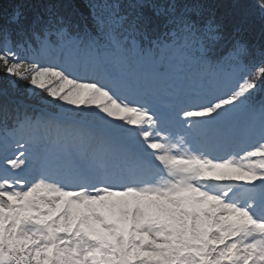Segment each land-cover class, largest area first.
<instances>
[{
    "label": "snow or ice",
    "instance_id": "obj_1",
    "mask_svg": "<svg viewBox=\"0 0 264 264\" xmlns=\"http://www.w3.org/2000/svg\"><path fill=\"white\" fill-rule=\"evenodd\" d=\"M34 7L0 22V264H264V0Z\"/></svg>",
    "mask_w": 264,
    "mask_h": 264
},
{
    "label": "trees",
    "instance_id": "obj_2",
    "mask_svg": "<svg viewBox=\"0 0 264 264\" xmlns=\"http://www.w3.org/2000/svg\"><path fill=\"white\" fill-rule=\"evenodd\" d=\"M36 0H0V22H2L5 14L12 12L13 8L20 7L26 15L31 16L36 10L34 7ZM250 45L255 48L264 47V31H262L260 21L256 19L250 29L244 33L243 37ZM6 78L0 74V88L5 86ZM21 91L25 87L23 82L20 85Z\"/></svg>",
    "mask_w": 264,
    "mask_h": 264
}]
</instances>
